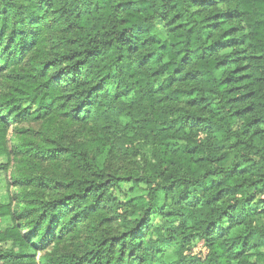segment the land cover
Here are the masks:
<instances>
[{"label": "trees", "instance_id": "obj_1", "mask_svg": "<svg viewBox=\"0 0 264 264\" xmlns=\"http://www.w3.org/2000/svg\"><path fill=\"white\" fill-rule=\"evenodd\" d=\"M10 132L0 264H264V0H0Z\"/></svg>", "mask_w": 264, "mask_h": 264}, {"label": "rangeland", "instance_id": "obj_2", "mask_svg": "<svg viewBox=\"0 0 264 264\" xmlns=\"http://www.w3.org/2000/svg\"><path fill=\"white\" fill-rule=\"evenodd\" d=\"M161 26V24H160ZM110 92L113 94L115 93V86L110 88ZM134 100V97H129L127 99H125V102H132ZM9 145L10 147H14L13 152H12V156H8V155H4L0 157V164H6L9 163L11 161V166H10V170L8 173H3L0 172V189L2 186L6 187L9 186V190L11 192V194H17L19 192V187H15L14 186V181L16 179V167L18 166L19 163V155L17 156V150H16V136L13 133H9ZM112 167L114 170L120 172L121 174L123 173H131L134 172L137 168L135 166L134 161H128V160H119V161H115L112 164ZM3 187V189H4ZM146 190V186L139 184L136 185L134 183H123L120 185L119 189L117 190H113L112 195L113 197L117 200V201H124V200H128V199H132L135 198L136 196H140L143 195L145 193ZM6 191V190H5ZM255 206L257 208H261L262 206L259 203H254ZM5 224V223H4ZM152 224L154 226V228H157L159 230H161V233H163L165 226H167L166 221L158 216H155L152 218ZM0 229H3V226L0 224ZM157 237V233L154 232V238ZM80 243V239L75 236V235H67L64 236L59 244V248L60 250L63 251H71L74 250L76 245ZM53 246L54 243L51 244L44 252L39 253L38 254V258L40 256H43L45 254H51L53 251ZM2 249H10V244L7 245H0V250ZM18 251V250H16ZM166 252H168L169 254L172 253L171 249H167Z\"/></svg>", "mask_w": 264, "mask_h": 264}]
</instances>
